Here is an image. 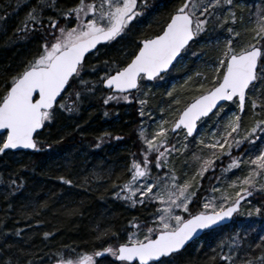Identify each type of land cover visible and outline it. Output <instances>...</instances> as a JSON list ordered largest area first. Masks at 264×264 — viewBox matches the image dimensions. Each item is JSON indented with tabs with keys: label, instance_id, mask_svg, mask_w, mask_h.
I'll return each instance as SVG.
<instances>
[{
	"label": "snow or ice",
	"instance_id": "snow-or-ice-1",
	"mask_svg": "<svg viewBox=\"0 0 264 264\" xmlns=\"http://www.w3.org/2000/svg\"><path fill=\"white\" fill-rule=\"evenodd\" d=\"M146 6V0H65L64 5L59 0H34L27 8L22 26L17 28V32L26 36L39 34L38 52L0 82V153L37 149L44 126L54 121L59 112L78 111L81 96L93 92L95 86L108 87L105 104L117 99L132 100L130 92L139 93L144 78L161 79L164 71L170 70V65L195 40L213 29L219 30L215 37L218 53L215 60L206 64L205 82L194 85L199 90L197 94L186 100L172 120L160 119L147 134L141 121L139 157L134 154L130 159L125 180L112 181L119 186L111 196L133 206L155 203V210L147 220L130 219L129 230L123 238H119V233L114 234L115 244L94 253L79 250L75 256L71 254L75 249L65 248L53 254L50 264H94V257L107 253L117 264H170L198 233L232 217L252 189L264 188V143H261L264 118H260L264 117V0L254 13L245 0H174L154 34L137 37L138 43L131 52L125 50L124 59L106 57L105 71L94 78L92 74L98 70L99 61L89 64L88 57L99 50L100 42H115L126 34L144 14ZM16 7H20V0ZM240 25L251 27L241 29ZM242 31L247 33L246 39H242ZM85 73L89 75L86 77ZM89 84L94 87L89 89ZM172 94V89L166 93L170 97ZM143 95L146 97L147 93ZM70 96L74 99H69ZM144 102L137 101L140 105ZM175 102L179 104V98ZM249 107L257 118L241 134L243 114ZM221 112L227 115L222 129L219 127ZM210 113L217 123L211 128V138L206 134L194 136L199 131L198 125ZM181 132L184 143L177 147L179 142L174 137ZM104 135L101 133L96 138L97 144ZM189 137L205 146L208 154L201 157L194 152L193 158L199 161V166L190 176L185 172L181 179L175 166L169 168V164L173 162V153L186 155ZM233 151L237 155H231ZM225 154L230 156V161L227 167L221 165L222 171L239 166L245 167L247 174L231 180L230 187L239 185L233 194L225 191L216 197L215 190H209L213 195L205 193L201 203L197 197L201 187L198 177L215 168L214 161ZM153 167L158 174L153 173ZM18 179L23 182L22 177ZM59 179L73 183L65 176ZM9 183L15 185L16 180ZM16 190L12 188L13 192ZM193 203L200 206L192 210ZM256 211H260L259 206ZM11 231L3 230L5 234ZM43 235L48 237L50 233ZM14 261L34 264L30 255L22 260L20 256H4L0 249V264ZM208 264H264V229L255 237L244 232L243 237L234 233L232 238L220 240Z\"/></svg>",
	"mask_w": 264,
	"mask_h": 264
},
{
	"label": "trees",
	"instance_id": "trees-1",
	"mask_svg": "<svg viewBox=\"0 0 264 264\" xmlns=\"http://www.w3.org/2000/svg\"><path fill=\"white\" fill-rule=\"evenodd\" d=\"M254 1L245 0L253 13L261 3L259 0L254 5ZM31 2L34 0H28V3L20 0V7L17 8L18 0H0V82L19 70L38 52V33L26 36L23 32H17ZM59 2L61 5L65 4V0ZM146 4L144 14L136 19L124 36L98 47L99 50L88 57L89 64H97L99 61L98 70L92 74L94 78H99L100 72L105 71L106 57L109 60L124 59L125 50L131 52L138 43L137 37L154 34L166 19L174 0H146ZM9 6L12 10H9ZM248 13L249 9L246 7V19ZM245 27L251 25H240L241 29ZM216 30L204 33L181 55L185 59L184 66H178V60L163 74V80H144L141 83L142 92L147 93L144 97L146 107L161 117L172 120L186 100L197 94L199 90L194 85L205 82L207 67L202 65V69L192 72L185 81H182V76L192 70L196 63L200 64L198 57L202 63L216 58L218 49L213 42L215 39H212L219 32H215ZM246 38L247 33L242 31V39ZM88 75L89 73H85L86 77ZM93 87L92 84L88 85L89 89ZM169 89H172L171 97L166 95ZM108 91L101 85L95 86L93 92H86L81 96L78 111L72 114L57 113L54 121L47 123L40 131V146L37 149L7 151L0 155V249H3L4 256H20L23 260L30 255L34 264H50L53 254L65 248L75 249L76 251L71 252L73 256L79 250L94 253L115 244L117 238L114 234L119 233V238H123L129 230L130 219L149 218L153 211L151 204L142 206L137 203L133 206L130 202L110 195L119 186L112 181L120 182L128 177L127 166L134 154L139 157L142 141L138 136L141 117L136 99H117L105 104L104 96ZM133 93L135 91L130 94ZM177 98L179 104L175 102ZM69 99H74V96ZM161 108L164 109L163 112L160 111ZM224 114L225 112L220 114L221 124ZM256 118L249 107L243 114L241 130L250 126ZM215 121L216 117L210 115L204 124L212 122L214 125ZM101 133L105 135L97 144L96 138ZM194 152L202 157L207 149L193 137L188 138L186 155L182 154L174 159L180 176H184L185 172L190 176L194 172V167L199 162L193 158ZM231 155L237 153L233 151ZM229 161L230 156L225 154L214 161L215 168L208 170L202 178L198 177L201 187L197 190V197L201 201L205 193L216 189L226 177L233 179L241 170L238 166L222 171L221 165L227 167ZM60 176L71 179L73 183L61 181ZM20 177L23 178L22 183L18 179ZM13 179L16 180L15 185L9 183ZM13 187L17 189L15 192L12 191ZM249 200L250 214L240 216L238 211L229 224L204 232L173 257L170 264H208V258L213 256L214 246L225 237L231 238L234 233L243 237L244 232L255 237L264 229V195L253 193ZM199 206L193 203L192 210ZM257 206L260 208L259 212L256 211ZM4 228L12 231L5 234ZM45 232L50 235L45 237ZM5 244L10 247L4 248ZM18 249H23L24 252L20 253ZM216 251L219 249L216 248ZM67 254L66 252L65 255ZM94 264L117 262L107 253L94 257Z\"/></svg>",
	"mask_w": 264,
	"mask_h": 264
},
{
	"label": "rangeland",
	"instance_id": "rangeland-1",
	"mask_svg": "<svg viewBox=\"0 0 264 264\" xmlns=\"http://www.w3.org/2000/svg\"><path fill=\"white\" fill-rule=\"evenodd\" d=\"M253 3H254V5H256V4L259 3V0H255ZM215 32H217V30H216ZM122 36H124V35H122ZM212 39H215V37H213ZM213 42H215V40H213ZM191 53L194 54L192 51H191ZM194 55H195V54H194ZM180 58H181V57H180ZM197 59H198V61H200V64H199V62L196 63V64L194 65V67L192 68V70L187 71L186 73H184L183 76H182V81H185V80H187L188 78H190L192 72H197L199 69H202V68H201L202 65H204L203 67H206V64H207L208 61H205V63H202L200 57H198ZM213 60H215V59H213ZM184 63H185V59H184V58H181V59H179V61H178V66H184V65H185ZM160 80H163V79L161 78ZM141 85H142V84H141ZM143 94H144V93L142 92V89H141V86H140V92H139V93H137V92L135 91V93L130 94V95H132L133 98H135V99H136V102H137L138 100H141V99L144 100V95H143ZM121 100H122V99H121ZM137 104H138V103H137ZM149 110H151V111H149ZM141 111L144 112V115H143V116L140 115V112H141ZM138 113H139V117H141V118H140V122H139V128L141 127V121H143V126L145 127V133H146V134L152 130V128L155 126V124H156L160 119H165L164 117H161L160 114H157V113H156L154 110H152L151 108L146 107L145 104H143V105L138 104ZM152 113H155V115H152ZM214 118H215V117H214ZM226 119H227V115H226V113H225V114L223 115V124H221V122H219V127H220L221 129L223 128V127H221V125L224 126ZM165 120H168V119H165ZM211 123H212V122H207L206 124H204V121H202L201 124L198 125V129H199V131H197L196 134H195L194 136H200V135H203V134H204V131H206V135H207L208 138L210 139L211 136H212L211 128L217 126L216 121L214 122V125H212ZM139 128H138V129H139ZM207 128H208V129H207ZM242 133H243V130H241V134H242ZM138 136H139V132H138ZM182 137H183V133H182V132L180 133L179 136H175V137H174V139L177 140V141L179 142V143H177V145H176L177 147H180V144L184 143ZM139 138H140V136H139ZM140 140H141V138H140ZM261 143H264V141H261ZM169 151H171V150H169ZM172 155H173V157H174V159H175V157H176L175 154L173 153ZM205 155H207V153H206ZM226 156H228V154H226ZM174 159H173V162L169 164V168L173 167V165L175 166ZM198 166H199V162L196 164V166L194 167V169H196ZM240 169H241V170H239V172H237V174L234 176V178H236V177H242L243 175H246V174H247V170H246L245 167H241ZM167 170H168V169H165V171H167ZM152 171H153L154 174H158V170H157L155 167H153ZM194 171H195V170H194ZM180 177H181V179L184 178V176H180ZM234 178H233V179H234ZM231 180H232V179L226 177V178L223 180V182H221L220 184H218V185L216 186L217 188L214 189V190H215V191H214V194H215L216 197H220L221 194H222L223 192H225V191L227 192V194L231 195V194H233V192H234L236 189H238L239 185L232 186V187L229 186ZM226 181H227V182H226ZM251 192H252V193H260V194H261V193H264V188H256V189H252ZM208 195H209V196L213 195V192L209 191V192H208ZM204 198H205V195L202 197V200H203ZM201 203H202V201H201ZM138 204H140V203H138ZM145 204L148 205L149 203H145ZM149 205H150V204H149ZM151 205H152V207H153V210H155V208H156V204H155V203H151ZM249 206H250V200L247 199V201H245V203L242 204L241 209H240V211H239V215L241 216V215H244L245 213L250 214V213H251V208H250ZM152 212H153V211H152ZM254 212H255V211H254ZM244 216H245V215H244ZM232 237H233V236H232ZM232 237H231V238H232Z\"/></svg>",
	"mask_w": 264,
	"mask_h": 264
},
{
	"label": "water",
	"instance_id": "water-1",
	"mask_svg": "<svg viewBox=\"0 0 264 264\" xmlns=\"http://www.w3.org/2000/svg\"><path fill=\"white\" fill-rule=\"evenodd\" d=\"M105 43H107V42H100L99 45H102V44H105ZM99 45H98V46H99ZM174 62H175V61H174ZM174 62H173V63H174ZM171 66H172V65H170V67H171ZM166 71H168V70H165L164 73H165ZM144 79H146L147 81H152V80H153V79H152V80H149L148 78H144ZM102 87H103L104 89H106V90H109L107 86H103V85H102ZM132 91H134V90H132ZM132 91H131V92H132ZM210 114H211V113H210ZM210 114H209V115H210ZM38 131H40V130H38ZM193 135H194V134H193ZM31 150H33V149H23V148H22V149H19V150H7V151L15 152V151H31ZM7 151H6V152H7ZM1 154H3V153H0V155H1ZM263 195H264V193H263ZM251 196H252V193H251L250 196L245 197L244 200L247 199V198H249V197H251ZM244 200H242L241 203H242ZM237 211H238V210H237ZM237 211H236V212H237ZM236 212H234L233 215H234ZM232 217H233V216H232ZM232 217L227 218V219H225V220L219 222L215 228L230 223ZM212 229H214V228H212ZM205 231H206V230H203L201 233H198V234H197V237L200 236V235H201L203 232H205ZM103 255H104V254H103ZM115 260H116V259H115Z\"/></svg>",
	"mask_w": 264,
	"mask_h": 264
},
{
	"label": "bare ground",
	"instance_id": "bare-ground-1",
	"mask_svg": "<svg viewBox=\"0 0 264 264\" xmlns=\"http://www.w3.org/2000/svg\"><path fill=\"white\" fill-rule=\"evenodd\" d=\"M142 206H146V204L142 205Z\"/></svg>",
	"mask_w": 264,
	"mask_h": 264
}]
</instances>
